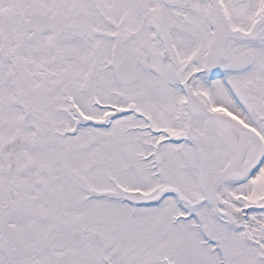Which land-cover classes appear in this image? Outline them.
I'll return each instance as SVG.
<instances>
[{
  "label": "snow or ice",
  "instance_id": "6c2138e0",
  "mask_svg": "<svg viewBox=\"0 0 264 264\" xmlns=\"http://www.w3.org/2000/svg\"><path fill=\"white\" fill-rule=\"evenodd\" d=\"M0 264H264V0H0Z\"/></svg>",
  "mask_w": 264,
  "mask_h": 264
}]
</instances>
